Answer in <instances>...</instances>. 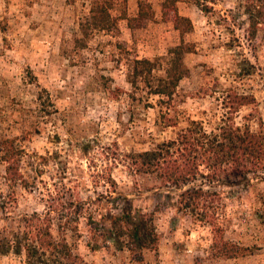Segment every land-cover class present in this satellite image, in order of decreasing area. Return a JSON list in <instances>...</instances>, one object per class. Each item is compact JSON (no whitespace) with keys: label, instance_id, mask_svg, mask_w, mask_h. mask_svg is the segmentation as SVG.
<instances>
[{"label":"rangeland","instance_id":"obj_1","mask_svg":"<svg viewBox=\"0 0 264 264\" xmlns=\"http://www.w3.org/2000/svg\"><path fill=\"white\" fill-rule=\"evenodd\" d=\"M91 1L0 0V140L13 139L23 149L25 179L9 188L0 159V199L14 191L15 213L49 207L61 217L69 207L70 219L69 203L88 199L97 203L88 209L97 218L117 211L125 196L153 212L156 249L133 254L110 240L90 250L88 212L80 214L69 238L75 257L65 264H264V180L223 199L224 238L249 249L227 258L212 249L210 227L176 210L161 190L138 193L157 182L127 168L130 155L173 138L191 119L214 127L233 93L253 97L233 114L236 125L264 126V20L252 37L246 14L252 1L264 10V0H198L200 6L179 0L177 12L192 26L183 33L162 13L163 0H145L151 16L129 27L126 19L138 7L127 0L113 10L115 16L126 12L117 30L96 32L83 43L77 41L80 23ZM181 41L193 49L184 55L188 73L171 99L130 86L127 59L166 56ZM0 264L23 263L8 255Z\"/></svg>","mask_w":264,"mask_h":264},{"label":"trees","instance_id":"obj_2","mask_svg":"<svg viewBox=\"0 0 264 264\" xmlns=\"http://www.w3.org/2000/svg\"><path fill=\"white\" fill-rule=\"evenodd\" d=\"M178 1L163 0L162 13L170 14L176 29L183 33L192 26L188 18L178 14ZM126 2L92 0L88 15L80 23L81 39L77 41L84 43L96 32L110 34L117 30L118 20L127 17L124 9L120 16H115L113 10ZM195 3L202 5L198 0ZM137 7L136 16L126 19L129 27L152 14L151 6L145 0H137ZM246 14L249 33L253 37L260 20H264V10L259 3L252 1L246 6ZM192 49L190 44L181 41L168 49L166 56L127 59L126 81L134 90L169 100L179 81L188 73L184 55ZM252 100L251 95L233 93L225 105L227 115L214 127L191 119L173 138L133 153L127 163L131 176L149 177L157 182V186L142 188L138 193L152 188L163 191L171 199L168 203L176 210L188 213L194 221L210 227L212 249L218 256L227 258L245 255L249 249L224 238L218 217V212L224 208L223 199L226 193L247 189L252 183L264 180V126L251 129L249 124L236 125L233 116ZM23 153L13 139L0 140V159L4 163V178L9 188L25 183L21 172ZM108 180L114 184L110 176ZM15 201L14 191L0 199L3 213L0 217V257L17 256L23 264H65L72 261L75 255L69 238L77 234L80 214L88 212L90 206L97 203L92 199L79 200L77 204L71 201L69 205L74 207L75 219H70L69 207L64 208L67 213L61 217H55L54 209L49 207L44 212L15 213ZM116 206L117 211L108 210L98 218L94 211L88 212L85 219L90 225L87 231L90 250H97L101 241L108 240L117 249L132 254L156 249L158 235L153 212L135 207L132 198L127 196Z\"/></svg>","mask_w":264,"mask_h":264}]
</instances>
